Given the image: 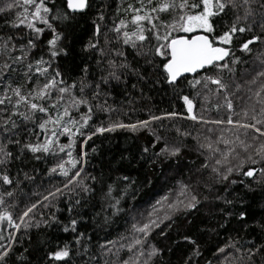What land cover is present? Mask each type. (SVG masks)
Masks as SVG:
<instances>
[{"label":"snow or ice","instance_id":"6c2138e0","mask_svg":"<svg viewBox=\"0 0 264 264\" xmlns=\"http://www.w3.org/2000/svg\"><path fill=\"white\" fill-rule=\"evenodd\" d=\"M91 6L92 0H4L0 5V14H6L7 26L28 29L26 43L23 32L6 38L0 36V55L5 57L0 66V264H68L71 251L67 244L60 246L57 243L53 246L54 242L44 240L40 245L33 246L29 238V244L24 246L18 233L23 229L26 235L32 227L40 228L42 224L47 227L57 223L55 213L48 217L41 213V219L35 221V210L38 208L55 207L54 201L66 193L79 195L82 192L87 195L93 191L92 186L85 181L90 179L95 183L97 177L83 176L82 173L85 171L84 164L88 162L84 146L97 134L118 129L133 133L147 130L154 140L142 148L140 158L149 166H162L173 160L178 163L183 158L185 144L182 139L170 140L167 135L161 134L154 127V122L183 119L201 125L226 123L230 126L229 130H234L233 139L221 134L215 140L205 137L207 143H200L198 137H194L199 144L200 155L204 156V162L196 169L199 175H191L188 182H178V195L175 200L168 202V210L162 218L153 219V213L150 212L146 222L132 225L140 237L133 236L127 245L132 255L121 260L120 264H152L160 250L151 245L147 251L143 249L151 232L165 220H172L178 212L198 211L202 203L198 190L200 185L209 191L217 184L223 185L224 191L232 186H243L248 191H254L252 185L256 184L264 192V51L259 54L261 67L250 79L241 83L235 78L238 66L245 63L236 54L237 50L248 54L253 51L251 46L264 45V0H135V4L127 3L123 8L118 5L117 13L122 11L124 16L118 22L113 21L109 31L115 33V42L120 47H101L98 39H90L83 49L85 52H98L96 62L101 71L99 81L89 82V68L85 66L80 69L83 75L68 83L64 79V71L54 65L61 56L69 55L66 41L73 34L78 17L86 15ZM105 19L101 13L92 21L95 26L94 37L101 35L100 22ZM45 33L48 34L47 59L43 54L36 59L33 51ZM247 33L251 35L245 37ZM113 43V39L105 33V46ZM126 48L132 50V61L128 59L124 50ZM17 51L20 54L14 55ZM25 61L23 82L17 83L11 79L12 74L19 73L18 65H23ZM105 63L107 67H104ZM226 72L232 77L230 82L225 79ZM33 76H42L44 80L41 83L37 79L32 87H28ZM128 76L136 79L132 88L140 86L141 91L144 85L153 88L167 85L175 92L186 81L195 90V96L203 95L207 99L209 93L218 98L222 95L223 103H216L214 107L218 111L226 108L227 119L209 120L198 116L195 98L181 94L179 98L183 100L184 112L172 111L162 116L149 112L147 119L134 123L110 121L106 126L101 124L91 131L89 122L93 119L94 110L114 111L108 106L107 100L103 104L99 103L102 95H108L105 88L121 84L126 86ZM246 86L247 91L252 93L248 99L254 97V103L250 108L242 109L240 120H234L233 115L237 113L232 97L238 96ZM82 106L87 109L86 112H80ZM73 111L80 112L78 119ZM159 127L165 132L171 130L163 124ZM172 127L177 137L191 134L181 127ZM207 131L213 130L209 128ZM62 136L67 137L66 144L60 142ZM78 137L83 139L79 154L74 156ZM220 144L224 148L218 147ZM60 153H64L67 159ZM49 156L59 158L48 168L47 175L63 177V182L45 192H34L33 195L39 199L25 204L19 215L14 216L11 209L18 205L6 198H13L25 181L34 180L30 172L35 173L36 169H28L30 162H39ZM117 180L126 182L121 189L122 195L113 196L115 182L109 183L104 192L113 216L123 211L121 201L129 196L135 183L127 175L118 176ZM134 197L135 191H132ZM216 199L226 206H234L237 200L244 203L239 193L233 199L219 195ZM168 200L165 196L157 204ZM80 204L81 199L70 201L67 211L73 213L75 206ZM153 212H156L155 206ZM225 215H237L240 221H244L247 214L240 211L238 214L225 212ZM108 219L105 216V222ZM70 225L71 231L75 232L77 220L71 219ZM63 231L68 232L69 227L65 226ZM184 240L196 245V241L189 236H184ZM76 243H81L79 237ZM101 248L105 249V254L111 252L106 245H101ZM228 248H233L234 252L228 253ZM84 251L87 252V248ZM217 253L223 254L221 264H264V242L248 241L239 247L229 243L218 248ZM77 254H80L79 251ZM193 255H200L198 246ZM217 258L220 259V256ZM191 261L192 256H189L185 264H191Z\"/></svg>","mask_w":264,"mask_h":264},{"label":"trees","instance_id":"16d2710c","mask_svg":"<svg viewBox=\"0 0 264 264\" xmlns=\"http://www.w3.org/2000/svg\"><path fill=\"white\" fill-rule=\"evenodd\" d=\"M3 3L4 0H0V5ZM127 3L135 4V0H92V6L87 11V14L78 17L73 34L66 41V44L69 45V55L61 56L54 65V67L58 66L64 71V79L68 83H72L73 80L82 76L83 73L80 69L85 66L89 68L87 77L89 82L99 81L101 71L96 62L99 58L98 52L95 50L85 52L83 49L90 39H98L101 47H120L115 42V33L110 32L109 29L113 21L118 22L119 18L124 16L122 11L119 14L117 13V6L120 5L123 8ZM17 11H23V9H18ZM101 13L104 14L106 19L100 22L101 35L96 38L93 36L95 26L92 21ZM5 16L6 14H0V36L6 38L8 35H16L19 32H23L24 42L26 43L28 29H13L7 26L5 24ZM105 33L113 39L114 43L112 45L105 46ZM47 35L45 33V37L37 42L38 47L33 51V56L36 59H39L41 54L47 59ZM250 35L251 33H247L245 37ZM237 43H239V37L237 38ZM17 47H19V44H17ZM251 47H253L251 53L244 54L238 50L236 53L245 61V63L238 66V71L235 74V78L241 83L250 79L255 74V71L261 67L259 54L264 51L262 49L264 45ZM124 50L128 54L129 61H132V50L130 48ZM19 54V51L14 53V55ZM111 55L115 58L114 53ZM4 60L5 57L0 55V66L3 65ZM26 64L27 61L23 65H18L20 72L12 74L11 79L17 83L23 82V72L26 71ZM249 66L253 69H249ZM104 67H107L106 63ZM34 71L35 67L33 68ZM250 73L252 74L250 75ZM224 76L226 81H231L232 77L229 73H224ZM37 79L42 83L44 77L33 76V81L28 87H32ZM127 80L126 86L121 84L112 88H105L108 95H102L99 103L103 104L107 100L108 106L114 111L94 110L96 113H93V119L89 122L92 126L91 131H95V127L101 124L106 126L110 121L118 120L124 123H134L137 120L147 119L149 112L158 116L172 111L184 112L183 100L179 98L181 94L191 95L195 98V111L198 116H203L209 120L223 119L226 121L227 119L228 112L226 108H221L218 111L214 107L216 103H223L222 96L219 98L215 95L209 96L211 93L208 94L207 99H204L203 95L195 96V90L193 92V89L187 85L186 81L181 85L182 91L177 89L174 92L167 85L163 87L158 85L155 88L150 85H144L142 91L140 86L133 89L131 85L136 82L135 77L128 76ZM252 87L254 88L255 86ZM76 91L78 92V89ZM90 95L91 92H89ZM250 96H252V93L247 91L246 86L238 96L232 97L237 113V115H233L234 120H240L243 115L242 109L250 108L254 103L255 98L253 97V99L249 100L248 97ZM256 107L259 110V105ZM86 111L87 109L82 106L80 112ZM80 112L73 111V115L78 119ZM161 124L170 127L171 130L165 132L164 129L159 127ZM172 126L181 127L191 134L187 137H177L175 128ZM154 127L161 134L167 135L170 140H183L185 144L183 158L178 163L173 160L162 166H149L141 160L140 153L142 148L154 140V137L147 130L133 133L118 129L114 132L93 136L92 140L88 141L84 146V151L88 153V162L84 164L85 171L82 173L83 176L97 177V182L95 183L90 179L85 181L92 186L93 191L87 195L82 192L79 195L66 193L65 196H61L59 200L54 201L55 207L35 210V221L41 219V213H43L44 217L55 213L57 223L47 227L43 224L40 228L32 227L26 235L23 234L24 230L21 229V233H18V235L21 236L24 246L29 244V238L33 246L40 245L41 241L49 240L54 242L53 246L57 243L60 246L64 244L69 246L71 258L68 264H120L121 260L128 259L132 255L128 252L127 245L131 243L133 236L140 237L139 233L134 232L132 225L146 222L150 212L153 213V219L162 218L168 210L166 208L168 202L175 200L178 195V182L182 180L188 182L191 175H199L196 169L204 162V156L200 155L199 144L194 137H198L200 143H207L205 137L215 140L221 134L228 139L234 138V130H229L230 126L226 123L222 125L211 123L201 125L191 120L164 119L163 121L154 122ZM209 128L213 131H207ZM82 139L83 137L77 138L76 148L73 152L74 156H77L80 152ZM60 142L66 144L68 142L67 137H60ZM218 147L224 148V145L220 144ZM158 148L159 145L156 150ZM93 149H95V152H93ZM60 156L67 159L64 153H60ZM49 157L39 162H30L28 169L31 170L33 167L36 169L35 173L30 172V174L34 175V180L25 181L21 185V189L16 191L13 198H6L18 205L17 208L11 209L14 216L19 215L25 204L39 199L38 196L33 195L34 192H45L52 188L53 185H60L63 182V177H50L46 174L50 165L53 166L58 160L57 156ZM256 167H259V165ZM123 175L129 176L130 181L134 180L135 183L132 184L129 196L121 201L123 211L113 216L112 210L108 208L109 201L104 198V192L107 191L109 183L115 182L113 196L119 197L122 195L121 189L126 182L117 180V177ZM205 175L207 176V173ZM101 176L103 177L102 180L100 179ZM252 186L255 189L254 191H248L243 186H232L228 191H224L223 185L217 184L209 191L206 187L200 185L198 190L202 203L199 205L198 211L193 210L189 213L178 212L172 217V220H165L159 228H155L151 232L143 249L147 251L148 246L151 245L160 250L159 254L153 258L152 264H185L189 256H192L191 264H221L223 254L217 253L218 248L225 247L229 243L239 247L248 241L264 242V227H262L264 226V192L261 191L259 185L253 184ZM132 191H135L134 198H132ZM77 192H79V189H77ZM237 193L243 196V204L237 200L234 206H226L221 200L216 199L218 195L233 199L237 196ZM165 196L169 200L162 201V204H157V201L162 200ZM76 199H81V204L75 206L74 212L70 214L67 211L69 203L70 201L74 202ZM153 206H155L156 212H153ZM222 209L225 211H222ZM240 211H244L247 214L244 221H240L237 215L231 217L225 215V212L238 214ZM105 216L109 217L107 222H105ZM71 219L77 220L75 232L71 231ZM225 221H228V223L225 224ZM222 224L225 226L221 227ZM168 225H171V227H168ZM65 226L69 227L68 232L63 231ZM161 232L164 234L162 235ZM4 235H7V232H4ZM184 236L191 237L196 241V245L185 241ZM77 237L81 241L79 245L76 243ZM109 241L115 243H108ZM118 242L121 243L119 244ZM105 244L108 249H111V252L107 254H105V249L101 248V245ZM121 245H124V247H121ZM197 246L200 255L194 256L193 251ZM85 248H87V252L84 251ZM78 251L79 255L77 254ZM226 251L233 253L234 249L228 248ZM218 255L220 259L217 258Z\"/></svg>","mask_w":264,"mask_h":264},{"label":"bare ground","instance_id":"6f19581e","mask_svg":"<svg viewBox=\"0 0 264 264\" xmlns=\"http://www.w3.org/2000/svg\"><path fill=\"white\" fill-rule=\"evenodd\" d=\"M262 48V47H261ZM257 49H258V47H257ZM263 50H264V48H262ZM256 53V52H255ZM2 56V55H1ZM243 60V59H242ZM252 61V60H251ZM250 62V61H249ZM254 62V61H253ZM255 63V62H254ZM248 64V63H247ZM252 64V63H251ZM250 64V65H251ZM245 65V64H244ZM257 65V64H256ZM247 66V65H246ZM253 67V66H252ZM259 67H260V65H259ZM249 69H253V68H251L250 66L248 67ZM244 70V69H243ZM245 71V70H244ZM252 73H250V75H251ZM242 80V79H241ZM193 92H194V90H193ZM89 94V93H88ZM212 94H210L209 96H211ZM222 96V95H221ZM214 98V97H213ZM210 99V98H209ZM211 99H212V97H211ZM217 99V98H216ZM212 101V100H211ZM214 101H215V99H214ZM218 101V100H217ZM220 101V100H219ZM99 112V111H98ZM94 113H96V112H94ZM99 114V113H98ZM99 116V115H98ZM97 116V117H98ZM103 116V115H102ZM99 125V124H98ZM50 158V157H49ZM57 158H59V157H57ZM55 159V158H54ZM52 164V163H51ZM54 164V163H53ZM48 166H49V164H48ZM50 167H51V165H50ZM89 167V166H88ZM196 167V166H195ZM194 168V167H193ZM47 174V173H46ZM54 181V180H53ZM42 188V187H41ZM43 191V190H42ZM67 201V200H66ZM69 203V202H68ZM166 205V204H165ZM158 207V206H157ZM131 208V207H130ZM167 208V207H166ZM151 210V209H150ZM141 219V218H140ZM126 222V221H125ZM127 226V225H126ZM130 227V226H129ZM130 231V230H129ZM129 233V232H128ZM133 233V232H132ZM126 235V234H125ZM115 239V238H114ZM128 240H129V238H128ZM104 241V240H103ZM119 243V242H118ZM121 243V242H120ZM119 243V244H120ZM123 243V242H122ZM107 244V243H106ZM105 244V245H106ZM115 247V246H114ZM116 248V247H115ZM146 249V248H145ZM114 251V250H113ZM132 254V253H131ZM108 258V257H107ZM119 258V257H118ZM127 259V258H126ZM113 261V260H112Z\"/></svg>","mask_w":264,"mask_h":264}]
</instances>
